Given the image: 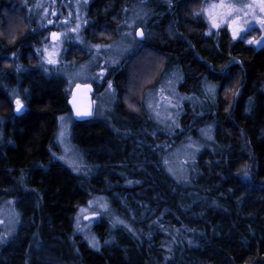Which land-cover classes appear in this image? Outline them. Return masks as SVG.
<instances>
[{"label": "trees", "instance_id": "obj_1", "mask_svg": "<svg viewBox=\"0 0 264 264\" xmlns=\"http://www.w3.org/2000/svg\"><path fill=\"white\" fill-rule=\"evenodd\" d=\"M200 1L0 0V205L13 202L19 217L0 243V264H264V48L234 40L227 28L205 36L203 19L190 12ZM76 2L84 4L81 38L66 45L63 66L47 72L37 51L57 18V25L75 20ZM137 11L143 20L133 22ZM9 12L16 29L6 27ZM126 36L134 44L112 63L105 45L124 46ZM141 49L161 58L154 85L177 78L172 134L144 102L136 111L124 101L130 55ZM87 54L95 74L76 84L94 83L96 99L111 81L114 104L102 117L96 106L88 121L73 118L71 139L85 170L77 173L56 158V136L59 118L73 115L75 84L66 73ZM16 89L26 105L21 115L10 96ZM206 128L211 140L188 179H177L162 155ZM94 195L130 223L112 234L107 219L95 222L98 249L75 228L78 209Z\"/></svg>", "mask_w": 264, "mask_h": 264}, {"label": "rangeland", "instance_id": "obj_2", "mask_svg": "<svg viewBox=\"0 0 264 264\" xmlns=\"http://www.w3.org/2000/svg\"><path fill=\"white\" fill-rule=\"evenodd\" d=\"M194 2V1H193ZM192 2V3H193ZM211 2V0H201L200 3H196V6H192L190 9V12L192 13V17H198L195 16L193 13L195 11H200V9L203 7L204 4ZM242 2L247 3L248 0H242ZM77 6V12L78 16L75 18L73 22H71L68 25H64L63 23H60L57 25V21L55 20L53 23V27L55 28L51 32H59L64 35L61 36V39L59 41L52 40L50 34L46 38L44 45L37 51V55L39 57V64L41 65L42 69H44L47 72H52V70L57 71L58 66H63L60 61L62 60V54H64V51L66 49V45L69 44L70 40L77 41L76 36L79 35L81 38V31L84 27V4L81 2H76ZM16 17L15 13L9 12L5 15L4 20H6L8 29H16ZM203 19V22L206 25L205 29V36L207 35L209 30V23L208 21L203 17L199 16ZM134 20L133 22H139L143 20V15L139 13V11L134 13L133 16ZM199 21L201 19L199 18ZM133 22H131L133 24ZM79 23L80 30L79 33H73L70 31L71 28L75 27L76 24ZM1 22H0V31H1ZM52 25V23H51ZM221 28H227L231 34V30L226 26L222 25ZM50 32V33H51ZM213 32H216V30H213ZM5 34V33H4ZM6 35V34H5ZM8 35V34H7ZM244 34H241L240 39H234V40H242L247 45L254 47L255 49H261L264 48V46L261 45H250L246 42L245 39H243ZM264 37V29L260 28L258 24L255 25L254 29L247 34V39H256L261 40V38ZM133 45L134 42L132 39H130L128 36L125 37V45L122 46L121 41H117L114 44L111 45V47L106 48L107 53L109 52L112 55L113 60L116 61V59L120 57H124L126 54L129 45L128 43ZM45 47H47L49 52H52L53 50L57 51L59 54L56 57L59 60V63L56 65H48L46 63V60H44V57L47 56V52L44 51ZM105 49V47H104ZM115 52L118 53L115 57ZM104 52L101 53V57L103 58ZM130 68H129V76H128V84L126 85V97L124 101L126 104L136 111L140 110L141 103L144 102L145 107L148 109L149 112L157 119V121L163 125L164 128L169 130V132L172 134L176 129L177 125V118L178 114L180 112L179 103L181 102L179 100V95L176 93V79L175 77L167 78L165 81L160 83V85H154L155 81L157 80L158 72L161 68V58L156 55L153 52L145 51V50H137L131 53L130 55ZM93 64V63H92ZM82 66H84V71H81ZM95 70L96 68L91 67V70ZM96 71V70H95ZM80 73V75H77ZM68 76V81L70 84V88L74 86L79 80H85V79H91L95 72L89 71V66L82 64L80 67H75L73 70H70L66 73ZM169 81H171V84H169ZM153 85V86H152ZM152 86L151 88H149ZM149 88V89H148ZM164 89V95L170 96L172 98V104H168L166 100L161 99V93L160 89ZM106 88L104 91H101L99 94L96 95V103H97V111H96V117H102L103 112H106L109 108L112 109L113 107V100L110 99L109 89ZM174 89V90H173ZM188 89L190 90L191 87L188 86ZM10 96L12 97L13 103L16 98V96L20 97V92L16 89L12 92H10ZM188 100H192L193 97L187 98ZM151 105V107H149ZM172 105H178V107H173ZM202 105V104H201ZM200 105V106H201ZM192 111V110H191ZM157 112L159 115H157ZM195 112V110H194ZM65 118L64 123L68 124L69 129L68 133L66 134L64 138V142L61 143V141L57 138L61 129V121L59 120V127L58 132L56 136V144L59 148V152L57 153L56 158L66 163L74 172L77 173H83L85 171L83 169V161L81 158V155L78 153L76 148L74 147L71 139V125L73 122V115H63ZM210 127V126H207ZM210 128L201 129L200 130V138L198 140L193 139L192 137H187L182 143H179L175 145L172 148H167L166 153L162 155V159L165 163L167 160L168 163L166 165V168H171L172 171H169L171 174L175 173V177L179 180L185 181L188 179L190 173L192 172L193 165L195 163V160L200 153V151L203 149V146L205 143L209 142L211 140V134L209 133ZM203 130V131H202ZM60 157H65V159H60ZM73 165H75L74 170ZM92 202L91 204L89 202ZM122 204L124 207L128 208L126 206V203L122 200ZM101 205H106V207H101ZM82 209H86V211H82ZM13 202L11 201H5L0 205V237H3L2 240H0V243L5 242L8 237H10L13 232L16 230L18 226L19 217L17 216V213L15 211ZM128 213L130 215V218H135L134 215H132V211L128 209ZM87 217V218H86ZM100 218H105L110 222V232L113 234L114 231L118 228L120 223H115L116 218H119L120 221H123L124 225L129 227L130 223L119 217V215L113 210L107 201V198L105 196L101 195H94L85 205L81 206L76 215H75V228L76 231L80 234H82L86 240H88L89 245H91V238L95 237L96 241L99 244L100 243L97 239V236L93 230L95 222L100 220ZM78 222H79V228H78ZM96 225V224H95ZM82 229V230H80ZM7 233V235H5ZM94 249H98L97 247H92Z\"/></svg>", "mask_w": 264, "mask_h": 264}, {"label": "snow or ice", "instance_id": "obj_3", "mask_svg": "<svg viewBox=\"0 0 264 264\" xmlns=\"http://www.w3.org/2000/svg\"><path fill=\"white\" fill-rule=\"evenodd\" d=\"M84 2L86 3L87 0H84ZM37 7H42V5L38 4ZM193 14L198 17L203 16L208 21L209 30L207 35H212L213 30H216L218 33L221 26L226 25L231 30V36L233 39H240L241 34L243 33L244 34L243 39H245L248 44L264 46V37H262L261 40L247 39V34L254 29L256 24H258L260 28L264 29V0H248L247 3L242 2V0H211V2L204 4L203 7L200 9V11H195ZM53 15H55V13H53ZM51 23H53V21L48 20V24ZM65 23H67V21H65ZM79 30H80L79 23H77L75 27L70 29L71 32L77 34L79 33ZM137 34L141 37L144 36V32L142 29H139ZM62 35L64 34L59 32L50 33V36L54 41H59ZM76 39L78 40L80 39L79 35L76 36ZM80 42L83 43L82 40ZM92 47L99 50L101 48V45L96 44L93 45ZM105 47H111V45H105ZM44 51L48 53L47 56L44 57V60H46V63L48 65H56L59 63V60L56 58L59 54L57 51L53 50L52 52H49L47 47H45ZM112 63H116V61L113 60ZM226 67L227 65L224 66V68ZM81 71L82 72L84 71V66H82ZM103 71L106 70L102 69V72ZM77 75H80V73H78ZM169 84H171V81H169ZM108 87L109 89L112 88L111 81L108 82ZM76 89L77 90L83 89L85 92H90L91 85L77 84ZM206 90L210 93H213L214 87L207 86ZM160 93H161V99L166 100L168 104H172V98L170 96L164 95L163 88L160 89ZM70 102L73 104V109L75 111L76 118L84 119L86 117H91L94 115L90 106L81 107L76 103L75 91L72 94V101ZM14 104H15L16 113H20L25 107L24 102L20 99L19 96H16L14 100ZM172 106L178 107V105H172ZM149 107H151V105H149ZM157 115H159L158 112ZM59 119L61 121V129L57 138L61 141V143H63L64 138L68 133L69 126L68 124L64 123L65 118L63 116H61ZM178 126L179 125H177V127ZM60 159H65V157H60ZM165 163L167 164L168 161L166 160ZM73 167L74 170H78L75 169V165H73ZM169 171H172V169L170 168ZM243 171L245 176L249 175L248 166H244ZM173 174L175 175V173ZM89 203L91 204L92 202L90 201ZM101 207H106V205H101ZM82 211H86V209H82ZM115 223L123 224L124 222L120 221L119 218H116V221H114V225ZM78 228H79V222H78ZM5 235H7V233ZM2 239L3 237H0V240ZM91 245L92 247H97V248L99 247V244L96 241L95 237L91 238Z\"/></svg>", "mask_w": 264, "mask_h": 264}, {"label": "water", "instance_id": "obj_4", "mask_svg": "<svg viewBox=\"0 0 264 264\" xmlns=\"http://www.w3.org/2000/svg\"><path fill=\"white\" fill-rule=\"evenodd\" d=\"M76 85L71 89L70 98H69V106H70V108H71V110L73 112V117H74V120L75 121H78V122L88 121L93 116L86 117L84 119L76 118L75 117V111L73 109V104L70 101H72V94L75 91L76 92V103L79 106H81V107H88V106H90L91 109H92V111H93V113H94V110H95L94 99H93L94 87H93V85L90 84L91 85V91L90 92H85L83 89L77 90L76 89ZM81 85H83V84H81ZM14 110H15V106H14ZM25 110H26V105H25L24 109L20 113H16V112L15 113L17 115H21Z\"/></svg>", "mask_w": 264, "mask_h": 264}, {"label": "flooded vegetation", "instance_id": "obj_5", "mask_svg": "<svg viewBox=\"0 0 264 264\" xmlns=\"http://www.w3.org/2000/svg\"><path fill=\"white\" fill-rule=\"evenodd\" d=\"M53 13H55L56 14V11H55V9H54V7H52L51 8V15H52V17L54 16L53 15ZM57 21H58V18H57ZM103 45H101V47H102ZM140 46H141V44H140ZM140 46H138V47H140ZM79 60H81V62H80V64H88V62L91 60V55H84V56H82V57H79ZM103 76H105V72L103 71L102 72V70L99 72V76H98V78H99V85H104V81H102L104 78H103ZM87 84H91V85H93V87L96 89V87L94 86V83H91V82H87ZM76 85V84H75ZM103 87V86H102ZM94 89V90H95ZM96 92V91H95ZM95 92H94V94H93V98H94V96H95ZM94 105H95V110H96V99L94 98ZM72 114H73V112H72Z\"/></svg>", "mask_w": 264, "mask_h": 264}, {"label": "bare ground", "instance_id": "obj_6", "mask_svg": "<svg viewBox=\"0 0 264 264\" xmlns=\"http://www.w3.org/2000/svg\"><path fill=\"white\" fill-rule=\"evenodd\" d=\"M72 111V110H71Z\"/></svg>", "mask_w": 264, "mask_h": 264}]
</instances>
